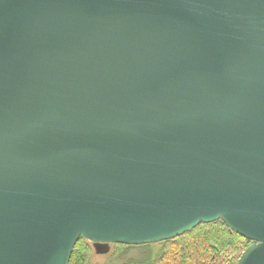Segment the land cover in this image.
Wrapping results in <instances>:
<instances>
[{"label":"water","instance_id":"water-1","mask_svg":"<svg viewBox=\"0 0 264 264\" xmlns=\"http://www.w3.org/2000/svg\"><path fill=\"white\" fill-rule=\"evenodd\" d=\"M218 220L264 264V0H0V264Z\"/></svg>","mask_w":264,"mask_h":264},{"label":"trees","instance_id":"trees-1","mask_svg":"<svg viewBox=\"0 0 264 264\" xmlns=\"http://www.w3.org/2000/svg\"><path fill=\"white\" fill-rule=\"evenodd\" d=\"M251 240L231 232L222 220L202 223L173 239L144 245L114 244L119 250L131 247L146 249L140 264H237ZM160 245L154 252L152 245ZM91 247L81 238L74 248L70 264H88Z\"/></svg>","mask_w":264,"mask_h":264},{"label":"rangeland","instance_id":"rangeland-1","mask_svg":"<svg viewBox=\"0 0 264 264\" xmlns=\"http://www.w3.org/2000/svg\"><path fill=\"white\" fill-rule=\"evenodd\" d=\"M88 243L91 247L88 264H140L147 252L146 249L139 247H131L122 251L114 244L109 245L107 252H98L92 242L88 241ZM151 249L157 252L160 249V245H152Z\"/></svg>","mask_w":264,"mask_h":264}]
</instances>
